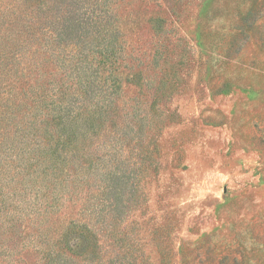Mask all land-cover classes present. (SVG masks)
I'll use <instances>...</instances> for the list:
<instances>
[{
    "label": "rangeland",
    "instance_id": "rangeland-1",
    "mask_svg": "<svg viewBox=\"0 0 264 264\" xmlns=\"http://www.w3.org/2000/svg\"><path fill=\"white\" fill-rule=\"evenodd\" d=\"M116 4L138 57L118 72L128 101L119 115L136 114L135 129L149 115L144 141L152 156L144 166L138 157L120 166L135 170L141 186L120 226L130 246L100 232L99 264H126L133 255L145 264H264V0ZM46 70L48 79L64 76L53 64ZM145 77L155 84L143 86ZM25 87L12 77L0 96L16 99ZM96 183L84 185L91 202ZM71 204L57 203L40 227H52L56 239L68 234L74 264H88L81 233H68L81 217ZM38 232L19 229L11 264H40L39 242L28 237Z\"/></svg>",
    "mask_w": 264,
    "mask_h": 264
},
{
    "label": "trees",
    "instance_id": "trees-1",
    "mask_svg": "<svg viewBox=\"0 0 264 264\" xmlns=\"http://www.w3.org/2000/svg\"><path fill=\"white\" fill-rule=\"evenodd\" d=\"M116 2L0 0V89L12 77L26 85L16 99L0 96V264L13 263L10 246L27 227H38V237H28L39 242L40 264H74L68 234L56 239L52 227H40L68 201L80 206L67 228L81 233L88 264L102 262L100 232L123 250L130 246L120 226L138 206L141 186L135 170L120 166L136 165L132 157L144 166L152 152L144 141L149 115L138 129L136 114L119 115L128 101L118 72L138 57L128 50ZM51 64L63 72L60 81L47 78ZM154 84L144 78L143 86ZM91 181L98 182L96 202L84 194ZM138 258L126 264H145Z\"/></svg>",
    "mask_w": 264,
    "mask_h": 264
}]
</instances>
